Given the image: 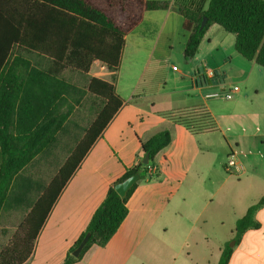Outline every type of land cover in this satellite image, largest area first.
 Listing matches in <instances>:
<instances>
[{"label":"crops","instance_id":"1","mask_svg":"<svg viewBox=\"0 0 264 264\" xmlns=\"http://www.w3.org/2000/svg\"><path fill=\"white\" fill-rule=\"evenodd\" d=\"M149 1L170 5L147 12L127 36L120 70L115 74L98 61L92 65V77L100 78L98 74L103 73L94 72L100 68L108 70L103 80L111 81L116 75L117 92L125 103L61 193L25 264H62L110 186L127 170L142 164V143L165 130L172 140L155 158L159 176L137 182L127 203L128 216L117 233L104 247H90L73 264H210L206 249L174 255L170 248L148 246L147 218H192V227L198 218H233L234 234L237 220L264 197L263 68L238 54L235 36L212 25L195 58L185 61L181 72L182 79L191 80L192 86L163 91L164 81L146 77L153 62L167 59L157 55L165 39L184 31L180 45L184 51L188 33L179 6L206 9L209 0ZM209 71L214 75L210 77ZM143 84L147 87L141 88ZM233 86H239L240 91L226 100L224 90ZM217 93L218 97L211 96ZM197 106L209 109L219 132L194 136L168 117ZM232 151L244 166L239 175L225 170ZM234 176L238 182H232ZM242 183L231 194L232 188ZM255 219L258 227L247 230L235 243L228 264H264V206Z\"/></svg>","mask_w":264,"mask_h":264},{"label":"trees","instance_id":"2","mask_svg":"<svg viewBox=\"0 0 264 264\" xmlns=\"http://www.w3.org/2000/svg\"><path fill=\"white\" fill-rule=\"evenodd\" d=\"M169 5L149 0H0V216L26 212L10 243L0 251V264H25L31 258L61 193L125 103L117 92L116 75L111 81L90 76L80 87L64 74L90 75L96 61L116 74L127 36L147 12ZM197 7L179 6L188 33L186 62L195 58L209 28L218 25L235 36L239 55L264 69V0H209L206 9ZM205 17L208 22L201 29ZM88 102L94 120L75 138L71 117ZM168 117L194 136L219 132L205 106L178 110ZM62 134L74 138V146L50 182L44 185L25 176L36 158L52 154ZM171 140L165 130L142 143L150 163L127 170L110 186L62 264L75 263L94 245H107L127 218V203L137 187L136 183L123 198L115 185L135 173L141 180L156 179L155 158ZM149 167L156 170L150 172ZM263 206L264 197L237 220V244L247 230L258 227L255 215ZM87 234L89 242L75 258L72 253ZM232 250L226 244L218 264H228Z\"/></svg>","mask_w":264,"mask_h":264},{"label":"rangeland","instance_id":"3","mask_svg":"<svg viewBox=\"0 0 264 264\" xmlns=\"http://www.w3.org/2000/svg\"><path fill=\"white\" fill-rule=\"evenodd\" d=\"M182 34H184V31H180L178 34L175 33L173 38L165 39L166 43L161 45L157 55L161 56L162 54L167 59L164 62H153L146 77H152L157 83L158 81H164L162 87L163 91L166 92L176 91L184 86H192L191 80H184L181 77V72L186 68L183 48L180 46L183 43ZM230 36L234 37V35ZM171 46L173 47L172 50L169 49ZM94 72L103 73L98 74L101 79H105L108 76L107 69L100 68L99 71ZM64 76L78 86L84 87L91 75L84 76L76 72L67 71ZM194 85L196 84L193 83ZM145 87L147 86L144 84L141 86V88ZM223 104L226 105L228 102H223ZM90 105L91 102H88L84 107H80L71 117V132L75 138L80 137L82 130L87 128L94 120L95 113ZM58 138L59 145L52 151V154L36 158L24 171L23 174L25 176L40 180L44 185L50 182L66 161L75 141L70 135L62 134ZM234 180L238 182L239 179L234 176L233 183H235ZM237 186V188H232L231 194H235L236 189H240L243 183ZM25 216L26 212L17 210L1 214L0 251L10 243ZM190 219L192 218H147L146 223L149 231L145 243L148 246L156 244L166 249L170 248L174 251V255L176 252L185 253L186 255L188 249H206L208 253L207 259L210 264H218L222 254L219 248L226 244L234 248L236 243L234 234L231 233L234 224L230 219L233 220V218H198L194 227L190 224ZM222 221L224 222L222 223Z\"/></svg>","mask_w":264,"mask_h":264},{"label":"water","instance_id":"4","mask_svg":"<svg viewBox=\"0 0 264 264\" xmlns=\"http://www.w3.org/2000/svg\"><path fill=\"white\" fill-rule=\"evenodd\" d=\"M208 22L207 17H205L202 21L201 24V29H203L206 24ZM150 163V159H149V154L145 155V158L142 161V164L144 165H148ZM140 173H135L132 176L128 177L127 179H125L122 182H119L115 185V190L116 192L121 196V197H126L128 192L133 188V186L140 181ZM90 239V234H87L84 239L81 241V243L79 244V246L73 251L72 255L75 258H78L81 254V252L83 251V249L86 247V245L88 244ZM231 247V246H230Z\"/></svg>","mask_w":264,"mask_h":264},{"label":"built area","instance_id":"5","mask_svg":"<svg viewBox=\"0 0 264 264\" xmlns=\"http://www.w3.org/2000/svg\"><path fill=\"white\" fill-rule=\"evenodd\" d=\"M208 75L211 77L213 76V72L209 71ZM240 91V88L238 86H234L229 90H224L223 96L226 100H232L234 96ZM212 97H218L219 93L211 95ZM156 169L149 167V171L154 172ZM225 170L231 174L239 175L244 171V166L242 163H240L232 151L229 156L227 157L226 163H225Z\"/></svg>","mask_w":264,"mask_h":264}]
</instances>
